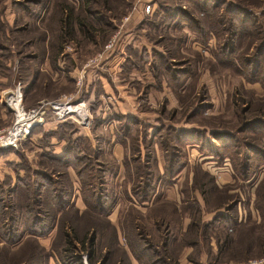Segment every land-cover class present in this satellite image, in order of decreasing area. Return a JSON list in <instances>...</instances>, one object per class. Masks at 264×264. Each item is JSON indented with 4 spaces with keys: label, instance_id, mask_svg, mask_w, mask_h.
<instances>
[{
    "label": "rangeland",
    "instance_id": "374dc122",
    "mask_svg": "<svg viewBox=\"0 0 264 264\" xmlns=\"http://www.w3.org/2000/svg\"><path fill=\"white\" fill-rule=\"evenodd\" d=\"M89 1L75 9L69 0H0V92L21 84L23 93L26 90L24 102L29 108L72 95L74 103L82 105L81 101L84 102V107L79 110L80 114L83 116L87 114L86 123H80L76 119L78 112L74 111L76 113L74 116L58 118L50 107L44 106L42 119L39 123L33 124L27 136L20 141L17 146L18 152L15 151L17 154L11 153V160L7 161L6 165L5 160L0 158V242H2L0 264H24L16 263L15 257L19 255L16 252L17 247L15 248L14 244L6 247L1 234L10 233L14 229L12 224H18V231L20 227L26 228L28 222L34 219V215L46 216L48 223L51 222V226L47 223L50 229L40 236L46 250L51 254L52 264H65L70 251H66L65 239L61 237V231L59 229L57 231L58 221L54 220L57 211L61 213L60 225L64 222L69 223L76 231L73 232L75 237L82 238L93 233L97 236L99 233L100 240L94 245L98 257L104 255L105 249L108 248L114 249L116 253L118 250L121 253L122 250L123 252L128 250L127 255L136 259L134 264L137 261V264H149V260L157 257L156 253L160 257L163 256L161 251L164 244L166 255L163 259L167 264H245L252 259H260L264 264V219H261L256 207L258 202L256 195H259L261 187L264 189V186H261L264 184V161L261 156L259 159L250 158L251 168L245 184L241 176L244 167L239 163L236 167L233 164L231 158L234 155L233 148L217 162L212 153H207L203 149L202 151L197 145L192 146L193 143H199V140L188 139L190 136L196 137L200 134L204 143L208 144L209 139L218 143L219 141L210 135V131L220 130L228 134L232 132V135L239 137L238 140L224 136V141H229L230 146L239 149L238 158L241 157L242 150L246 149L245 142L250 141L264 148V134L262 132L250 134L256 127L236 132L245 120L264 117V88L260 80H250L252 66L245 61V58H252L255 55L257 46H264L261 44L264 39H261L264 37V0H225L257 12L255 15V18L258 17L257 23L254 19L249 20L248 27L252 30L248 34L245 32L246 35L240 31L235 37L233 30H241L238 18L227 16L222 24L225 31L222 32L220 25L216 23L218 20L216 16L219 14H216L213 15V26L216 31L212 29L214 33L209 32V37L205 40L194 23L195 20L203 26L200 19L202 13L197 10L201 0H155L156 2L153 0L154 5L151 4L148 11L143 8V15L132 26V32L135 34L133 40H136L135 44L138 46L125 47L126 56L120 63L126 75L134 70L135 76L129 84L134 107L132 109L141 112L142 119L136 114H130L131 111L121 116L113 110L112 103L121 100V97L113 100L107 97L108 93H113L111 86L104 90L101 83L93 80L90 85L77 91L73 80L63 85L64 81L51 79L47 65L46 69H43L47 59L54 63L53 61L60 57V60L64 61L62 66L65 69L83 64H88V67H101L98 69L99 73L106 75L108 83H111L110 75L106 72L107 67L101 65L106 59L104 52L113 46L112 44L105 48L111 38L109 37L111 29L109 26L99 24V40L96 43H92L94 42L92 33L88 37L82 35V29L77 30V24L73 28L74 33L64 36V18L67 21L68 19L64 16L63 9L69 5L74 7V16L87 17V20H91L88 15L97 13L98 16L104 17V21L114 17L116 23L132 10L131 2L135 0ZM158 1L170 5L180 4L178 12L173 11L171 20L165 17L169 15L166 14L167 11L159 8ZM207 3L208 6L218 5L217 10L223 11L221 0H208ZM187 12L192 19L188 18ZM254 30H259L257 33L260 34ZM44 36H47L46 39H43ZM220 43L224 44L227 50L232 46L238 54H233L231 59L221 63L220 60L225 61L224 56L214 58V50H217ZM44 46L49 52L42 54L39 51L36 54L37 49ZM229 50L231 51V48ZM66 53L71 56L73 64H68L65 56L62 58L61 55ZM158 53L167 55V63L163 60L158 61ZM166 64H170L178 73L180 83L172 82V72L165 67ZM183 69L187 70L186 76L182 73ZM263 71L261 68V73ZM34 76H37L38 81L32 88L30 81ZM257 77L262 79L259 74ZM59 80L62 81L60 78ZM101 92L104 98L101 96L99 98ZM116 116L118 120L115 121L113 118ZM47 117L57 122L54 125H45ZM13 120V113L0 104V129L10 125ZM174 133L180 134L182 140L181 138L176 140ZM113 139L123 147L118 156L119 162L116 156L110 153ZM38 147L42 149L40 152L37 151ZM192 147L199 153L190 164L192 179L189 181L185 178L183 182H179L182 201L178 207L173 202L159 201L157 198L147 212L135 207L132 202L136 195H133L132 187L137 185L144 188V183L149 180L154 184L153 190H156L158 182L161 186L169 185L163 179L168 153L176 150L183 165L190 163L189 157L193 158L189 156ZM6 150L7 148L0 149V156L6 153ZM54 153L59 154L61 158L52 157L51 154ZM95 157L99 162L98 167L95 163L94 167H91ZM208 160L218 166L226 163L230 165L232 177L227 180L228 182L221 184L215 181L219 185L216 186L212 168L204 164ZM145 161L148 164L145 165ZM160 161L163 163L161 175L158 174ZM120 164L122 165L120 178L123 177L116 184L113 177L117 174ZM6 166L9 168V174L1 179L4 173L2 167L5 169ZM68 166H71L73 173L77 175L75 190L73 185L70 186L65 173ZM145 166H149V175L145 173ZM42 172L52 173L57 176V180L49 182ZM11 173L13 176L8 177ZM187 175L188 173L186 177ZM14 178H16L14 187L7 188L6 185H11L15 181ZM93 182L96 193H99L102 217L107 218V214L112 212L110 207L105 208V201L112 206L116 204L111 214V219L117 221L115 225L118 229H116L118 242L115 247L107 245L110 239H114L109 224L115 226L108 218L107 220L100 218V225H91L83 230L81 228L85 224L75 215L73 208H78L77 198H82L80 188L83 185L85 189L88 183ZM83 195H86L84 191ZM218 196L223 199H219ZM138 198H142L141 195L135 197L140 202ZM197 198L200 205L194 209L189 202L195 201L198 204ZM70 199L72 206L66 210L65 205L67 206ZM234 201H237L236 210L226 209ZM172 203L175 205L174 210L171 208ZM107 209L108 212L105 214L104 210ZM261 209L264 210V202ZM224 211L227 216L214 215L218 216V219L213 224H207L213 221V218L210 221L208 219L214 213ZM230 216L237 217L236 225L229 220L226 221ZM9 217H12L11 221ZM191 217L196 223L193 230L196 242L188 245L183 241L182 228L188 227ZM182 223H186V227H183ZM54 225L56 230L49 233ZM69 225L64 229L65 234L70 236ZM203 225L208 227L205 228ZM92 227L94 229H90ZM139 236H142L144 241L146 239L145 244H151L152 248L144 250V243ZM42 249L35 251V257L40 260L45 256ZM74 250L76 254L85 253V249L78 246ZM159 256L156 258L158 261ZM13 258L15 260H12ZM117 264H129V259L125 257L124 263Z\"/></svg>",
    "mask_w": 264,
    "mask_h": 264
},
{
    "label": "trees",
    "instance_id": "16d2710c",
    "mask_svg": "<svg viewBox=\"0 0 264 264\" xmlns=\"http://www.w3.org/2000/svg\"><path fill=\"white\" fill-rule=\"evenodd\" d=\"M207 1L208 0H201L200 7H199V9H197V10H199V12L202 13V17L200 19H201V23L203 24V26L194 20V23L197 26L199 32L202 34L204 40L209 37V32L214 33L213 30L216 31L215 27L213 26V24H214L213 15L215 16L216 14H219L216 16V18L218 19L216 21V23L218 25H220V30L222 32L225 31V27H222V24L224 23V19L229 15L231 17H233V16L237 17L239 20V23L241 25V28H240L241 30H238V29L233 30V36H235V37L238 35V32H240V31H242L243 34H245V32L248 34V32L252 30V28L249 29V27H248L249 20L254 19V22H256V19L258 18L257 16L255 18V15L257 14V12L255 13L251 9L247 8L246 6H241L236 2L221 0L220 4L223 5V9H222L223 11H218L217 10L218 5L208 6L209 3H207ZM157 3L159 5L160 9H162V10L164 9L165 11H167L166 14H168L169 16L165 15V17L166 18L169 17L168 20L172 19L173 11L177 10V8L180 7V4H177V3L175 5H170L167 2H159V1ZM197 4H199V3H197ZM208 10L213 11V12L210 13ZM176 12H178V10L175 11V13ZM224 13L226 15H224ZM186 14L188 16L190 15L189 12H187ZM263 15H264V13H263ZM188 18L192 19V17H190V16ZM211 23H212V25H210ZM205 27H208V28H205ZM193 30H194V28H193ZM257 31H259V30H254L255 33H257ZM230 34H232V32ZM257 34H260V33H257ZM263 38L264 37H262L261 39H263ZM224 41H226V39ZM220 44L221 45L218 46L217 50H214V58H216L217 56H224L225 59H223V60H225V61L220 60L221 63L227 62L229 59H231V56L233 54H238V52H236V50L232 46L229 47V49L231 48V51H230L229 49L228 50L226 49V46L224 44H222V43H220ZM261 44H264V39L262 40ZM233 50H234V52H233ZM221 53L223 55H220ZM248 55L249 54H246V56H248ZM238 56H240V55H238ZM158 57H159V59H158L159 62H160V60L166 61L167 55L165 56L162 53H158ZM219 58L221 59V57H219ZM245 61H246V63H250V65L252 66V68L250 70V72L252 74V78L250 80H252V81L260 80L262 87L264 88V80H262L264 71H263V73H261V68H263V70H264V46L263 45L257 46L255 49V55H253L252 58H245ZM170 62H172V61L170 60ZM166 63H167V61H166ZM236 66L239 70H241V67L239 65L236 64ZM244 66H246V65H244ZM165 67L172 72L171 73V78H173L172 82H175V84L180 83L181 79L179 78L178 73H176L172 69L173 67H171L170 64H166ZM169 70H168V72H169ZM182 73L184 74V76H186L187 70L183 69ZM258 74L262 76V79H260V78L258 79V77H257ZM254 127H256V129L252 133H250L251 135H254L256 132H262L264 134V117H262V118L261 117L250 118V119L245 120L242 123V125L236 130V132L240 133L243 130L245 131V129L252 130ZM173 131L175 132L176 130H173ZM185 131H187V130H185ZM201 132H203V131H201ZM209 133H210V135H212V137H214L215 139H217V141H219L218 143L216 141L215 142L213 141L214 143L211 141H208V144H210L211 147L208 144L204 143V141H203L204 139L200 134H197L196 137H191L188 139H195L197 141L199 140L198 141L199 142V148L201 150L203 149V150L207 151V153H212L213 157L216 158L217 162H218V160H221V157L223 158L224 154L230 148H233L234 155H232L231 158L233 160L234 166L236 167L237 163H239L242 167H244L242 170V174H241L242 179L247 180V178L249 176V172H250V168H251V164L249 161L250 158L251 159L252 158H258L259 159L261 156L262 160L264 161V148L263 147H260L259 145H256V144H252V142H250V141L245 142L244 146L246 147V149L242 150V155L240 158H238V156L240 154L238 152L239 149H235L234 147L230 146L231 143L229 141H224V136H227V137L229 136V137H232L233 139L238 140L239 137L237 135H232V132L229 133L230 134L229 135L228 132L226 133V132H223L220 130H212ZM174 136H175L176 140H179L181 138L180 134H177V133H176V135L174 133ZM180 140H182V138ZM219 144H220V146H219ZM173 146L174 145L172 144V147ZM9 150H14V151L18 152V149L14 148V147L7 148L6 151H9ZM167 151H165V152L167 153ZM96 154H97V151H96ZM58 158H61V156H59ZM179 159H180V157L177 154L176 150H175V152L171 150L170 153H168L166 165H165V171H164V175H163V179L165 180L166 183H171L172 176L176 173L178 168H180L181 161ZM135 160H137V159H135ZM236 160H238V161H236ZM94 163H95V166L98 167L97 166L98 163L96 162V157H95V160L93 159V165L91 167H94ZM144 164L145 165L148 164L147 161H145ZM145 167H146L145 173L147 175H149L150 174L149 166H145ZM79 172H80V170L78 169L77 174H79ZM11 176H13V173H11L8 177H11ZM16 177L19 180L18 174ZM14 180L15 181L11 185H6L7 188L14 187V185L16 183V178H14ZM3 184L5 186V182ZM93 184H94V182L92 184L88 183L85 189H83L84 188L83 185L80 188V193L82 195L83 201L86 204V208L80 216H76V217L78 219H80V221L83 224L86 225V226L84 225L81 228L83 230H86L91 225H100L99 219L105 218V217H102L101 215L98 214V211L101 212L103 210H100L102 208H99V206H101V203L99 202V200L95 199V195H97V194L99 195V193H96V187L94 188ZM153 186H154V184H152L149 180L148 182L144 183V188L138 187L137 185L133 186L132 187V193H133V195H136V196L141 195L142 198H145L146 197L145 195H151V193L153 191ZM261 186H264V184ZM215 189H217V188H215ZM83 191L86 195H83ZM85 196H86V198H85ZM256 196H257V200H258V202H256L257 203L256 204L257 210L260 213L261 219H264V210L261 209L262 203L264 202V189H262V187L260 188L259 195H256ZM218 197H220L219 199L222 198L221 196H218ZM142 198H138L139 201H141ZM192 202H189V205L192 208H194V209L199 208V204H197L195 201H192ZM236 202L237 201L232 202L229 206L226 207V209H228L229 211H235L236 210L235 206L237 204ZM171 208H172V210H174L175 205L172 204ZM261 211H263V212H261ZM174 217H175V215H174ZM217 217H213V219H212L213 221H211L207 224H213V222L218 219ZM44 218H45V220H44ZM8 219L11 221L12 217H9ZM105 219L107 220V218H105ZM61 220H62L61 218L58 219L57 231H58V229H59V231H61L62 236L61 235L60 236L63 238V240L65 239V243L67 244L66 251L67 250L70 251L69 252L70 254H68L66 256V262H64L65 264H117V263H121V262L124 263L125 257L128 258L126 251L123 252V250H122V253H121L118 250L116 253L114 249H110V248L107 249L108 250L107 254H104V255L102 254V255H100V257H98V255L95 251L96 246H94V245H95L96 241L100 240V238L98 237L99 233L97 234V236L95 235V233H93L90 236H88L86 234V236H83L82 238H79V237L77 238L73 234V232L76 233L75 229L71 225H69V223L67 224L66 222H64L62 225H60ZM228 220L230 222H232L233 225L237 224V217H231L230 216L226 219V221H228ZM12 221L14 222V218ZM47 223H48V221L46 219V216H40V217L38 216L37 217V215L36 216L34 215V219L32 221L28 222V225L26 226V228H24V229H26V231H23V230L18 231V228H17L18 224L17 225L12 224V226H13L12 228H14V229L10 233L3 234V235L1 234V237L4 239V243L6 244V247H9L8 245H13V244L15 245V244L19 243L21 240L20 244L16 248V250H17L16 252L19 254L18 257H15L16 263H21V262L24 264H29L30 262H32V264H46L47 263V260L49 258L50 253L42 245H40V243L38 241V237L42 234H45L50 229L51 222L48 223V224H50V226H48ZM67 225H69V227L71 228V231H70L71 235L70 236L67 233L65 234L64 228ZM109 226L112 228V236L114 239H110V241L107 243V245L109 247H115L116 246L115 244L117 243V231H116L115 227L111 226L110 224H109ZM203 226L205 228L208 227L207 225H203ZM195 228H196V223H195L194 219L191 217V220H190L188 227L182 233L183 241L184 242L186 241V244H188V245H192L196 242L194 239L195 238V234H194L195 232L193 231ZM72 229H73V231H72ZM90 229H94V228L92 227ZM25 232L27 233V236H25L23 238L22 236ZM0 233H1V231H0ZM139 238L144 243V245H143L144 250H146L148 248H152L151 244H148V243L145 244V241H147L146 239L144 241L142 239V236H139ZM188 238H189V240H186ZM77 241H79V242H77ZM76 242L78 244L77 245L78 248L85 249V253H83V254H76L75 253L76 250H74V249L77 248ZM0 244H2V242H0ZM85 244H86V246H85ZM162 246H163V250L161 251V254H163V256L160 257L159 254L156 253V256H157L156 258H158V256H159L160 261H158V259H156V258H153V259H151V261L150 260L148 261L149 264H157V263L167 264L165 259H163V257H165V255H166L165 254L166 253V249H165L166 245L162 244ZM39 248L40 249L43 248L44 252H45V256L41 260H40V258L38 259L35 257V251H36V249H39ZM135 257L137 258V256H135ZM99 258H100V261H99V263H97V260H99ZM12 260H15V259L13 258Z\"/></svg>",
    "mask_w": 264,
    "mask_h": 264
},
{
    "label": "crops",
    "instance_id": "0c3cea01",
    "mask_svg": "<svg viewBox=\"0 0 264 264\" xmlns=\"http://www.w3.org/2000/svg\"><path fill=\"white\" fill-rule=\"evenodd\" d=\"M152 1L153 0H140V1L135 0V1H132L131 2L132 10L129 11V13H127V15L124 16V18H121L120 22H116V23L114 22V20H115L114 17L107 18L106 21H104V17L100 16V15L98 16L97 13L95 15H93V13H90V15H88L91 20H89V19L87 20V17L74 16V14H73L74 13V7L76 9L78 7V5H80V4H81V6H83L85 3L86 4L89 3L90 2L89 0H69L70 4L74 7H70L69 5H67L68 8L66 6L64 7V9H63L64 16L68 19V21H67L64 18V20L66 21V22L64 21V31H65L64 36L69 35V33L72 34L73 28H75V25L77 24L78 25L77 30L82 29V31H81L82 35H84L86 37L91 36V33H92V35H93L92 37L94 38V42H92V43H96L99 40V35H98V33H99L98 32V25L99 24L109 26V29H111V35L109 37L114 38V43H113V46L110 50H106L104 52V56L106 59H105V62H103L101 64L103 66L105 65V68L107 67L106 72L108 75H110V79H111L110 84L107 81L106 75L104 76V75H101L99 73L98 69H101V67H98V66L88 67V64L87 65L83 64L84 66H86V68H83L84 66L82 65L79 67H76V66L71 67V69L70 68L65 69L63 67L64 61L62 62L60 60V57H57L56 60L53 61L54 63H52V61L47 59V63L46 64L44 63L43 69H46L45 67L47 65L48 69L50 71L51 79L54 81H60V82L64 81L63 85H65L66 83H71V81L73 80L75 87H77V89H78L77 91L83 89L84 86L86 87V85L87 86L90 85L93 80L101 83L104 90H107L108 87L111 86L113 93L112 94L108 93L107 97L111 100L119 99L118 96L121 97V100H119V101L116 100V102L112 103L113 110H115L116 113L118 112L119 115L129 114V111H131L130 114H136L140 119H142L143 118L142 117L143 115H141L142 113L141 112L138 113L137 111H134L132 109L134 107H133V103H132V99H131L132 92H131L129 84L132 81L131 80L132 77L135 76L134 70L132 69V72L128 73L126 75L122 71V69L120 67V63L126 56V53L124 52L125 47L131 46V45L132 46H138V44H135L136 40H133V37L135 36V34L132 32L133 31L132 26H134L135 23L143 15V8L145 6H150L152 4ZM152 5H154V4H152ZM85 14H86V11H85ZM87 26H89V28H87ZM109 34H110V31H109ZM46 37L47 36H44L43 39H46ZM39 51H41V53L44 54V52H49V49L47 48V51H46L45 46L43 48L40 47V49H37L36 54H38ZM99 55H100V52H99ZM61 56H62V58L65 56V59L68 60V64L74 63L70 59L71 56H69V54L66 53L65 55H61ZM66 73H68L69 75L68 74L66 75ZM74 74H75V76H74ZM59 78L62 79V81L59 80ZM78 79L80 80V84L77 86V80ZM37 81H38L37 76H34L32 78V80L30 81L32 88L34 87V85ZM45 84L46 83L44 82V85ZM3 91L0 92V101H1V95H2ZM25 91L26 90H24V93H23V86L21 85L22 101H23L24 106H26V104L24 102L25 101V98H24L25 97V95H24ZM98 96H99V98H100V96H101V98H104L102 92ZM2 107H3V105H2ZM81 107H82V105H81ZM26 108H29V107L26 106ZM46 119H47V121L44 123L45 125H47V124H49V125L53 124L54 125L57 122L51 117H47ZM76 119L79 121V117L76 116ZM113 119L115 121L118 120L117 116L114 117ZM183 128H186V127H183ZM191 137H193V136H190L189 138H191ZM191 140L197 141L195 139H191ZM115 141L116 140L113 139V142L111 143L112 147H111L110 153L112 156L113 155L116 156V158L118 160L117 162H119L118 156H120L121 152L123 151V147L119 142H117V141L115 142ZM208 141H211V139H209ZM198 144L199 143H193L192 146L197 145V147L199 148ZM14 148H17V146ZM99 149H101V148H99ZM41 150L42 149L40 147L37 151L40 152ZM51 152H52V149H51ZM11 153L15 154L16 152L14 150H9V151H6V153H4L2 156H0V158H3L5 160L4 161L5 165H6L7 161L11 160L10 159ZM198 153H199V151H197L196 148H194V147L190 148L189 156H192L193 158L191 159V157H189L188 160L190 163H184L183 165L180 166V168H178L176 173L171 178V183H169V185L161 186L160 182H158V186H157L156 190H153L151 195H145L146 197L142 198V200L140 202H138L134 197L133 198L134 201L132 202L133 205L135 207H137L139 209H143V210H145V212H147L148 208L151 207L152 202L155 201V198H157L159 201L167 200V201L173 202L178 207V205L182 201V191H181V187L179 185V182L180 181L183 182V180H185V178H188L189 181L192 179V171L189 168H190V164H192L191 162L195 159V156H196V154L198 155ZM60 154H62V153H60ZM51 156L52 157H58L60 155L54 153V154H51ZM208 158H210V156ZM12 161H15V160L12 159ZM96 162L99 163L97 160H96ZM204 164H207L209 166V168H212L211 171H212V173H214V179H215L214 182L219 181V183H221V184L226 183V182H228L227 180H229V178L232 177L231 168L229 167L230 165L228 166L227 163L218 166V165H215L212 161L208 160ZM2 169H3L4 173L1 177V179L5 175L9 174V168L7 166L5 167V169H4V167H2ZM117 169H118L117 174L113 177V182L116 184L119 183L121 178L123 177V176H121V178H120V175H122L121 174L122 165L120 164ZM66 170H67V172H65V173L67 175L68 182L71 184L70 186L73 185V190H75V187L77 186V182H76L77 175H76V173H73L74 170L72 169L71 166H68L66 168ZM42 173L45 175V177L47 179H49L48 181L51 183H53L55 181V179L57 180V176L53 175L52 173H49V174L48 173L46 174L44 172H42ZM162 173H163V163L160 161V162H158V174L161 175ZM187 173H188V175L186 177ZM244 183L246 184L247 180H244ZM215 184H216V186H219L217 182H215ZM73 194H74V192H73ZM98 196L99 195L97 194L96 195L97 200H99ZM77 200L79 201L76 204V206L78 208H73V209L75 211V215L80 216L82 214V212L85 210L86 204L83 201V198H77ZM196 200H198V204L200 205L199 199L197 198ZM68 201H67V206L65 205V209L69 208L71 205L72 200L70 199V201L69 202ZM111 206H112L111 203L109 204L108 202H105V208L110 207L111 208L110 210H112V212H113V210L116 208V204L112 207ZM108 209L104 210L105 214H107ZM112 212H111V214H112ZM60 214L61 213L59 211H57V213L54 216L55 222H57L58 219L60 218L59 217ZM98 214L101 215L102 211L101 212L98 211ZM111 214L110 213L107 214V216H108L107 218L110 220V222L113 225H115V223L117 224V221L114 222L111 219ZM219 214L226 215V211L216 212L208 220L210 221L214 217V215H219ZM185 225H187V224L182 223L183 227ZM114 227H115V229H117L116 225ZM182 229L185 230L184 228H182ZM21 230L25 231L24 228L20 227L19 231H21ZM55 230H56V225L53 226L52 230L49 233H51ZM25 236H27L26 232L23 234L22 237L24 238ZM117 239H118V237H117ZM51 240H50V244H51ZM38 241H39L40 245H42L46 249L44 243H42V241H41V236L38 237ZM20 242H21V240H20ZM20 242L15 244V248L18 247ZM117 242H118V240H117ZM76 244H77V242H76ZM85 246H86V244H85ZM127 251L128 250H126V252ZM107 252H108V250L105 249L104 254H107ZM127 254H129V251L127 252ZM50 257H51V254H49V258H48L46 264H52V260H50ZM127 257L129 259V264H134V261H136V259L133 257H130L128 255H127ZM56 260H57V258H56ZM58 261L60 262L59 259H58ZM99 261H100V258H99V260H97V263H99ZM137 263H138V261H137ZM137 263H135V264H137Z\"/></svg>",
    "mask_w": 264,
    "mask_h": 264
},
{
    "label": "built area",
    "instance_id": "2783aa9c",
    "mask_svg": "<svg viewBox=\"0 0 264 264\" xmlns=\"http://www.w3.org/2000/svg\"><path fill=\"white\" fill-rule=\"evenodd\" d=\"M150 6H145L144 10L148 11ZM114 43V38H110L108 40V43L106 44L105 48H109ZM80 84V80H77V85ZM13 91V95L9 98L10 104L12 106V112L14 116V120L10 125H7L0 129V149H6L10 147H16L19 145L20 141L27 136V134L30 131V128L33 124H37L42 119V114L44 112V106H48L51 108L55 116L59 117H66L68 115H75L74 112H72L71 108H73L74 105L80 104V103H74V97L72 95L69 96H63L60 99L40 103V105L32 108H26L23 105L22 101V92L21 87L19 84L15 85L13 88H11ZM14 95H19L21 98L22 103V112L21 115L19 112L17 113L16 109L14 108L12 104V99ZM82 107L83 101H81ZM40 118V119H39ZM31 121V124L28 125V123ZM81 123V122H80ZM86 123V122H85ZM245 264H263L262 260L260 259H252L249 260L248 263Z\"/></svg>",
    "mask_w": 264,
    "mask_h": 264
},
{
    "label": "bare ground",
    "instance_id": "6f19581e",
    "mask_svg": "<svg viewBox=\"0 0 264 264\" xmlns=\"http://www.w3.org/2000/svg\"><path fill=\"white\" fill-rule=\"evenodd\" d=\"M12 104H13L14 108L16 109L17 113L19 112L22 115L23 114L22 109H21L22 103H21V98L19 97V95H14V97L12 99ZM81 108H82L81 105L73 106V108H71L72 109L71 111L72 112H74V111L78 112L77 114L75 112L74 113L76 114L77 117H79V122L85 123V118L87 117V114H85V116L80 114L79 110ZM30 124H31V121L28 123V125H30Z\"/></svg>",
    "mask_w": 264,
    "mask_h": 264
},
{
    "label": "water",
    "instance_id": "95a60500",
    "mask_svg": "<svg viewBox=\"0 0 264 264\" xmlns=\"http://www.w3.org/2000/svg\"><path fill=\"white\" fill-rule=\"evenodd\" d=\"M13 95L12 89H7L3 91L1 95V104L9 111L12 112V106L10 104L9 98Z\"/></svg>",
    "mask_w": 264,
    "mask_h": 264
}]
</instances>
